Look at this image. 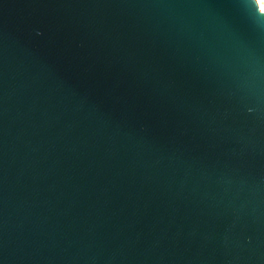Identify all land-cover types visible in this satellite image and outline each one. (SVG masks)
I'll list each match as a JSON object with an SVG mask.
<instances>
[{
	"label": "water",
	"instance_id": "95a60500",
	"mask_svg": "<svg viewBox=\"0 0 264 264\" xmlns=\"http://www.w3.org/2000/svg\"><path fill=\"white\" fill-rule=\"evenodd\" d=\"M253 0H0V264H264Z\"/></svg>",
	"mask_w": 264,
	"mask_h": 264
},
{
	"label": "snow or ice",
	"instance_id": "6c2138e0",
	"mask_svg": "<svg viewBox=\"0 0 264 264\" xmlns=\"http://www.w3.org/2000/svg\"><path fill=\"white\" fill-rule=\"evenodd\" d=\"M253 3L259 6L258 11L260 13H264V0H253Z\"/></svg>",
	"mask_w": 264,
	"mask_h": 264
}]
</instances>
